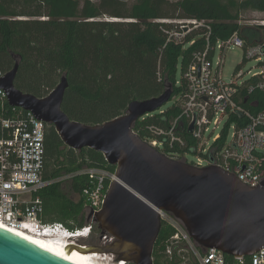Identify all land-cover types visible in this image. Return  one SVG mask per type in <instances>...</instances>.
<instances>
[{
  "label": "trees",
  "instance_id": "16d2710c",
  "mask_svg": "<svg viewBox=\"0 0 264 264\" xmlns=\"http://www.w3.org/2000/svg\"><path fill=\"white\" fill-rule=\"evenodd\" d=\"M249 10L264 12V0H0V77L17 62L14 87L44 98L65 76L68 88L62 111L70 120L90 126L121 117L131 102L157 98L170 89V106L140 117L132 126L142 140L160 141L149 128L167 131L181 115L186 95L183 78L177 80L178 67L183 75L195 53L234 34L246 46L261 39L256 29L240 24L241 14ZM104 16L125 21L101 20ZM165 20H195L204 25H188L191 30L179 39L174 33H183L186 25ZM241 97L239 104L251 114L264 109L261 91L248 94L242 89ZM233 122L240 128L248 120L232 116L229 123ZM225 133L226 128L221 143ZM177 135L185 141L184 148L164 145L160 151L169 157L195 155L196 141L191 135L181 128ZM44 149V179L50 183L38 193L42 220L81 227L85 222L83 191L92 181L80 172L95 168L114 173L115 167L100 152L68 148L48 125ZM94 232H99L97 225ZM174 233L161 224L153 264L179 262L176 251L172 258L165 254ZM225 260L231 263L233 258L225 255Z\"/></svg>",
  "mask_w": 264,
  "mask_h": 264
},
{
  "label": "water",
  "instance_id": "95a60500",
  "mask_svg": "<svg viewBox=\"0 0 264 264\" xmlns=\"http://www.w3.org/2000/svg\"><path fill=\"white\" fill-rule=\"evenodd\" d=\"M17 70L16 62L0 77V90L10 106L52 126L68 148L100 152L115 167L103 209L95 215L100 238L109 234L115 241L91 251L134 264H152L161 228L158 211L181 221L203 251L215 248L227 256L248 257L264 247V182L248 187L218 167L198 168L170 158L132 131L140 117L169 101L170 89L157 98L131 102L121 117L90 126L70 120L62 111L68 88L65 76L46 97L37 98L14 87ZM192 128L193 124L189 133ZM0 264L74 263L0 228Z\"/></svg>",
  "mask_w": 264,
  "mask_h": 264
},
{
  "label": "built area",
  "instance_id": "2783aa9c",
  "mask_svg": "<svg viewBox=\"0 0 264 264\" xmlns=\"http://www.w3.org/2000/svg\"><path fill=\"white\" fill-rule=\"evenodd\" d=\"M185 23L187 25L183 27V33H174L175 38L180 39L185 32H189L191 29L188 25H193V28L204 25L202 21L195 20H187ZM230 48L243 49L244 58L254 60L260 66V70L252 74L249 81L240 85L234 80H223L221 60L215 67L212 64L217 50L223 53ZM240 76L237 74L236 78ZM182 78L186 85V95L181 115L167 131L149 128L153 136L161 137L162 140L155 139L147 143L158 151L164 145L169 149L175 146L184 148L185 141L177 135V129L188 132L189 126L193 124L192 131L188 133L196 141V147L192 148L196 162L190 163L191 165L198 168L215 166L235 175L248 187L259 186L264 182V109L251 114L239 101L242 89L248 94L259 90L264 97V38L246 46L243 38L234 34L226 40L216 41L211 49L207 44L202 52L194 54L193 61ZM232 116L244 117L248 123L238 128L234 122L229 123ZM222 119L224 124L220 133L211 137L210 141L209 138L206 140L205 134L209 133L211 136ZM45 126L31 112L10 106L6 93L0 90V224L8 229L20 230L37 237H49L54 241L64 239L83 249L90 247L79 241H88L93 235L99 239V247L113 243L115 239L109 234L100 238V231L95 233L94 226L97 225L95 215L103 209L109 186L115 179V171L111 173L105 169L89 168L80 172L92 181V186L83 191V226L69 228L62 223L43 222V206L38 193L50 183L44 179ZM225 128V137L221 143ZM230 129L233 130L231 135ZM175 157L172 155L170 158ZM67 178L69 176L61 180ZM158 214L161 224L165 223L175 232L166 243L165 254L172 258L176 251L179 261L176 264H264V247L248 257H232V262L227 263L225 255L217 249L203 251L199 248L181 221L173 215L164 211H158ZM180 244L182 248L179 247ZM185 250L190 252L189 259L184 258ZM97 254L104 264H134L118 259L113 254ZM151 261L153 264L152 257Z\"/></svg>",
  "mask_w": 264,
  "mask_h": 264
},
{
  "label": "rangeland",
  "instance_id": "374dc122",
  "mask_svg": "<svg viewBox=\"0 0 264 264\" xmlns=\"http://www.w3.org/2000/svg\"><path fill=\"white\" fill-rule=\"evenodd\" d=\"M237 1H241V0H237ZM101 20L125 21V20L109 18L107 16H104L103 18H101ZM165 21L170 22V23H176L177 25L183 24V23L184 25H187L185 23L187 20H184V21L165 20ZM240 24L243 27H249L251 29H256L260 34V38H264V26H262L264 24V12L253 11V10L246 11L241 14ZM220 60L222 61V65H221L222 77L225 82H230L231 80H234L236 81L238 85H240L242 83L249 81L251 78V75L257 73L260 70V66L256 62H254V60H246L244 58L243 49L230 48V49L224 50L223 53L217 50L212 58L213 66L215 67L216 63L219 62ZM237 74H240L241 76L239 78H236ZM181 78H182V74L180 72V67H178L177 80L180 81ZM171 103L172 102H167L165 104V107L170 106ZM223 124H224V119L221 120L220 125L218 126L217 129L214 130V133L211 136H209V133H206L204 138L206 140L209 138V141H210L211 137H213L215 134L220 133L223 127ZM210 129H212V126H210ZM232 132L233 130L230 129L229 135H231ZM174 159L179 160V161L186 160L189 164L196 162V156L189 154V153L185 154L184 157H175ZM63 180H66V179H63ZM72 198L73 200H77L76 196ZM79 243L83 245L86 244L91 249L94 247L97 248L100 245V241L96 235H93L88 241L80 240ZM179 247L182 248V245L180 244ZM183 254H184L185 259H189L190 257L189 250L187 251L185 250Z\"/></svg>",
  "mask_w": 264,
  "mask_h": 264
},
{
  "label": "bare ground",
  "instance_id": "6f19581e",
  "mask_svg": "<svg viewBox=\"0 0 264 264\" xmlns=\"http://www.w3.org/2000/svg\"><path fill=\"white\" fill-rule=\"evenodd\" d=\"M0 228L10 231L19 237L27 239L31 242H34L38 245H41L43 248L51 252L52 254L65 259L74 264H104L100 256L91 251V248H79L73 243H69L64 239L60 241H54L49 237H37L29 233H25L20 230L8 229L5 226L0 224Z\"/></svg>",
  "mask_w": 264,
  "mask_h": 264
}]
</instances>
